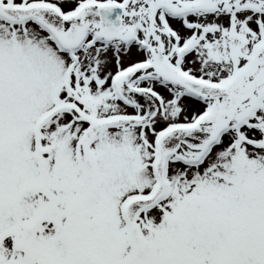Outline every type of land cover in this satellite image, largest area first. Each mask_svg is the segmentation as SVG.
<instances>
[{
  "label": "snow or ice",
  "instance_id": "6c2138e0",
  "mask_svg": "<svg viewBox=\"0 0 264 264\" xmlns=\"http://www.w3.org/2000/svg\"><path fill=\"white\" fill-rule=\"evenodd\" d=\"M0 264H264V0H0Z\"/></svg>",
  "mask_w": 264,
  "mask_h": 264
}]
</instances>
